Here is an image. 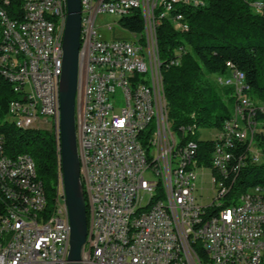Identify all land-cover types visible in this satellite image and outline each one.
<instances>
[{
    "label": "built area",
    "instance_id": "2783aa9c",
    "mask_svg": "<svg viewBox=\"0 0 264 264\" xmlns=\"http://www.w3.org/2000/svg\"><path fill=\"white\" fill-rule=\"evenodd\" d=\"M1 1L20 20V28L8 24V36L0 38V75L10 70L16 95L8 102L7 118L24 127L50 128L60 142L62 41L56 39V30L61 26L62 3ZM252 3L259 12L264 10V0ZM160 4L167 9L170 0H80L76 139L80 183L90 219L80 263L199 264L192 256V246H201L218 264H264V184L251 187L247 203H239L238 194L222 206L231 191L224 179L229 176L232 139L254 138L251 116L256 107L247 97L244 73L231 69L216 78L218 85L232 90L238 103L231 121L214 134L219 140L210 160L214 197L202 206L195 181L197 169L208 167L191 157V140L180 141V149H171V138H177L171 123L170 128L160 126L159 98L165 96L161 75H154L161 63L153 56L156 29L163 18V11H157ZM126 10L138 11L141 31L118 25L126 36L103 38L97 18L119 16ZM170 18L175 29H187L181 15ZM114 24L116 20L106 29L111 31ZM117 96L122 102L116 112L113 102ZM259 110L264 113V102ZM240 121L245 124L238 130ZM249 148L255 161H264L255 139ZM146 171L156 179L144 178ZM6 183L26 192V200L19 205L31 208V217H20L16 206H10ZM150 184H157L156 205L137 212L132 224H124V216L143 201ZM215 190H223V198H215ZM56 193V219L39 225L43 206L36 194L34 162L27 154L7 156L0 136V229L4 234L0 264H67L69 223L60 172ZM251 199H258V206H251Z\"/></svg>",
    "mask_w": 264,
    "mask_h": 264
},
{
    "label": "trees",
    "instance_id": "16d2710c",
    "mask_svg": "<svg viewBox=\"0 0 264 264\" xmlns=\"http://www.w3.org/2000/svg\"><path fill=\"white\" fill-rule=\"evenodd\" d=\"M252 1L196 0L198 4L193 5L190 2L195 0H170L169 8L163 9L161 4L157 8L158 12L163 11L156 29V49L167 117L177 136L176 144L191 140L195 144L193 157H197L198 164L208 167L211 174H214L211 155L219 141L214 134L231 121L238 103L230 88L216 83L217 77L226 76L231 69L242 71L249 86L247 97L256 107L251 116L255 123L254 139L264 157V113L259 110L264 102V10L259 12ZM0 7L9 17L17 18L1 0ZM176 15L182 16L186 30L175 29L170 17ZM120 21L128 30L142 29L138 11ZM176 60L177 64H170ZM15 98L9 80L0 75V136L4 153L10 157L17 154L31 157L35 180L45 196V214L51 213L61 172L57 144L50 128L22 130L6 125L7 105ZM243 124L240 121L236 128L242 129ZM201 127L209 128V137L198 138L196 131ZM229 151L232 154L228 160L229 176L224 181L231 185V191L225 195L222 206L240 192L264 184V161L253 159L247 140L233 137ZM198 253L203 257L201 251Z\"/></svg>",
    "mask_w": 264,
    "mask_h": 264
},
{
    "label": "water",
    "instance_id": "95a60500",
    "mask_svg": "<svg viewBox=\"0 0 264 264\" xmlns=\"http://www.w3.org/2000/svg\"><path fill=\"white\" fill-rule=\"evenodd\" d=\"M66 9L58 86L60 171L69 223V249L66 260L67 264H81V250L87 236V215L80 183L76 139L80 0H66Z\"/></svg>",
    "mask_w": 264,
    "mask_h": 264
},
{
    "label": "bare ground",
    "instance_id": "6f19581e",
    "mask_svg": "<svg viewBox=\"0 0 264 264\" xmlns=\"http://www.w3.org/2000/svg\"><path fill=\"white\" fill-rule=\"evenodd\" d=\"M112 1H119V0H112ZM56 2L62 3L61 26H59V29L56 30V39H58V41H62L65 20H66V15H67L66 0H56ZM252 5L254 6V4ZM134 13H136L135 10H126V11L120 12V15L117 16L118 18L116 20V24L121 25L120 19H122L123 17L127 15H131ZM0 15L2 16V19H0V38H5L8 36V24L11 25L12 28H20V20H18L17 18L9 17L7 12L1 7H0ZM80 24H82V16H80ZM127 31H131V30L127 29ZM153 56H157L156 46H153ZM2 75L9 80L12 86H14V79H10V70H2ZM154 75H160V66H156V68H154ZM159 107H160V126L161 128H170V123L167 117V108H166L164 97L159 98ZM11 123H13L15 127L22 129V130L41 129L36 126L24 127L22 126V123H18V122L11 121ZM247 142L249 143V146H254V138H247ZM256 142L257 141L255 139V143ZM56 144H57V151H58L59 159H60L59 142L56 141ZM171 149H180V146L176 144L175 138H171ZM194 152H195V144L191 142V157L194 156ZM229 159H230V156H228V160ZM35 184H36V194L40 198V206H43V217H39V225L52 224V220L56 219V212H53L55 211V207L51 213H47L46 211V214H45V208H46L45 196L40 186V183L35 180ZM250 190L251 188H248L247 190L239 193V203L248 202V198H250ZM156 194H157V184L148 185V194H147L148 201L144 204H143V201H141V203L134 204V208H130V215L124 216V224H132L133 219H137V212H147V211H150V209H153L154 205H156ZM83 195H84L85 206H86L85 191H83ZM56 196H57L56 203H58L59 193H56ZM6 198H9L10 206H16L17 215H19L20 217H31L32 216L31 208L25 207V205H19L21 204V201L26 200V192L16 191V187L14 183H6ZM215 198H223V190H215ZM251 206H258V199H251ZM86 215H87V209H86ZM87 230H90V219H87ZM0 241H4V234H2V229H0ZM86 248H87V238L82 246V250H86ZM199 251L202 252L203 257L199 255L198 253ZM192 256L195 257V260H197L199 264H218L217 261L210 259V257H207V253H205V250L201 246H192Z\"/></svg>",
    "mask_w": 264,
    "mask_h": 264
},
{
    "label": "rangeland",
    "instance_id": "374dc122",
    "mask_svg": "<svg viewBox=\"0 0 264 264\" xmlns=\"http://www.w3.org/2000/svg\"><path fill=\"white\" fill-rule=\"evenodd\" d=\"M117 16L114 15H108L105 14L101 17L97 18L98 25H99V30L103 38L107 39L110 38V36L113 34L115 36L120 35V36H126L127 33L120 27L118 24L113 25V29L111 31L106 29V25L113 23V21L117 20ZM121 98L117 96V100H115L113 103L114 105V110L117 112L118 107L121 106ZM6 125H12L13 127L14 124L11 123L9 118L6 119ZM196 134L198 138L205 139L209 137L210 135V130L209 128H199L196 131ZM144 178L148 180H155L156 177L153 175L151 172L146 171L144 173ZM195 185L197 187V190L195 191L197 201L199 202L200 205L202 206H207L211 203L212 198L214 197V190L212 187V181H211V173L209 168H198L197 169V176H196V181ZM57 199V196H56ZM55 199V203H56ZM148 201V195H145L143 198V204Z\"/></svg>",
    "mask_w": 264,
    "mask_h": 264
}]
</instances>
